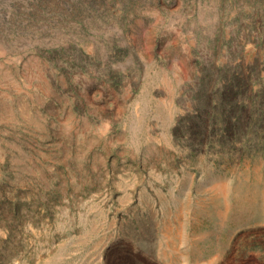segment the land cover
<instances>
[{
    "label": "rangeland",
    "instance_id": "obj_1",
    "mask_svg": "<svg viewBox=\"0 0 264 264\" xmlns=\"http://www.w3.org/2000/svg\"><path fill=\"white\" fill-rule=\"evenodd\" d=\"M0 264H264V0H0Z\"/></svg>",
    "mask_w": 264,
    "mask_h": 264
},
{
    "label": "bare ground",
    "instance_id": "obj_2",
    "mask_svg": "<svg viewBox=\"0 0 264 264\" xmlns=\"http://www.w3.org/2000/svg\"><path fill=\"white\" fill-rule=\"evenodd\" d=\"M246 205H244V207H245ZM263 207V206H262ZM248 208V207H247ZM244 209V208H243ZM246 209V208H245ZM249 209V208H248ZM251 209V208H250ZM254 209V208H253ZM252 210V209H251ZM255 210V209H254ZM242 212V211H241ZM257 214V213H256ZM233 219V218H232ZM231 220V219H230ZM229 220V221H230ZM232 222V221H231ZM234 223V222H233ZM229 232V231H228Z\"/></svg>",
    "mask_w": 264,
    "mask_h": 264
}]
</instances>
